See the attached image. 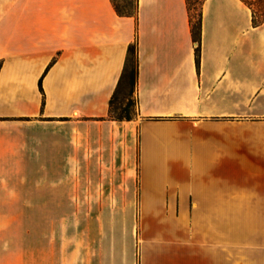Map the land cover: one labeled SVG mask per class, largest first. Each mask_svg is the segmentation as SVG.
Returning <instances> with one entry per match:
<instances>
[{
  "label": "crops",
  "instance_id": "1",
  "mask_svg": "<svg viewBox=\"0 0 264 264\" xmlns=\"http://www.w3.org/2000/svg\"><path fill=\"white\" fill-rule=\"evenodd\" d=\"M132 2L0 0V264H46L12 245L14 206L78 190L138 205L137 264H264V20L204 0L198 43L185 0ZM132 42L136 115L117 121Z\"/></svg>",
  "mask_w": 264,
  "mask_h": 264
},
{
  "label": "rangeland",
  "instance_id": "2",
  "mask_svg": "<svg viewBox=\"0 0 264 264\" xmlns=\"http://www.w3.org/2000/svg\"><path fill=\"white\" fill-rule=\"evenodd\" d=\"M117 2L122 8L127 3V10L133 6L132 0ZM195 9L189 11L192 21ZM123 105L136 115L134 92L126 87L113 103L115 114ZM84 193L77 191L76 204L62 197L59 205L14 206L12 245L38 247L34 256L46 264H68L69 252L71 264H137L138 205H87Z\"/></svg>",
  "mask_w": 264,
  "mask_h": 264
},
{
  "label": "trees",
  "instance_id": "3",
  "mask_svg": "<svg viewBox=\"0 0 264 264\" xmlns=\"http://www.w3.org/2000/svg\"><path fill=\"white\" fill-rule=\"evenodd\" d=\"M204 0H185L186 7L188 11L191 8L196 7V18L195 21L191 20L190 17V24H191V33L192 38L194 41L199 43V32H200V8ZM245 5H247L252 13V23L254 25L260 24L264 20V0H241ZM128 4L124 2L123 8L118 6L114 3V8L119 14L123 15H132V13H124L123 10H127L126 6ZM255 6V9H254ZM199 47L195 48V54L198 55ZM136 45L135 42L130 43L126 49V56L124 60V64L122 67V71L118 78L116 87L109 99V109L108 114L109 117L113 118L114 120L121 121V120H130L134 116L129 114L127 107L123 105V107H119L118 113L115 114V109L113 107L114 101L117 99V96L123 89L126 87L128 88V94L134 92L135 89V81H136Z\"/></svg>",
  "mask_w": 264,
  "mask_h": 264
}]
</instances>
